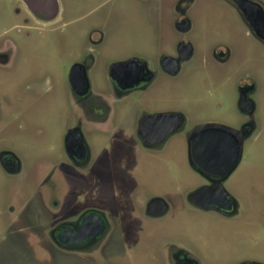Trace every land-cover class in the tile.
<instances>
[{"label":"flooded vegetation","instance_id":"obj_1","mask_svg":"<svg viewBox=\"0 0 264 264\" xmlns=\"http://www.w3.org/2000/svg\"><path fill=\"white\" fill-rule=\"evenodd\" d=\"M21 1L34 18V24H55L61 12L60 0H34L32 8ZM196 1L114 0L120 11L143 6L148 21L160 30L162 26H172L177 36L151 42L155 50L151 54L109 61L103 70L105 85L97 80V67L100 49L106 43L107 27L94 25L87 45L68 47L78 49L75 53L78 58L64 67V85L74 98L72 116L75 121L65 130L63 149L80 179L88 183L96 182L97 176L101 179L103 171L98 172L95 164L90 136L120 134L117 115L127 101L139 104L135 133L143 146L160 148L191 117L177 106H160L159 101L165 99L168 90L175 91L174 99H181L189 80L202 79L207 72L214 90V114L194 117H208L199 120V124L212 123L216 130H228L224 134L229 144L225 149L227 163L203 166L190 162V168L201 180L190 188L185 200L202 213L230 221L244 220L249 230H212L197 235L196 230L185 232L176 225L170 199L156 189L149 191L152 194L148 197H140L144 209L131 221V227L118 229L119 222L126 216L110 210L99 200L92 203L86 197H82L83 203L77 206L79 198L70 197L76 184L66 177L57 178L55 164L41 171L38 181L39 200L50 214L42 228L48 232L51 246L67 254H81L94 264H264V191L263 195L255 193L248 198L230 185L244 162L246 145L264 135L261 116L264 0H213L216 13L227 12L230 16L229 28L215 27V21L210 22L215 34L204 51L201 43L190 36L199 27ZM96 33L101 36L96 38ZM15 46L8 38L0 43V72L12 81L15 101L40 85L55 84L54 74L50 79L48 75L38 78L34 71L23 76L16 63ZM200 71L203 72L198 73ZM201 108L207 110L196 105V114L203 111ZM233 111L235 119H230ZM166 132L160 142L146 140L158 139ZM215 134L220 133L215 131ZM233 141L242 147H232ZM9 146L0 148L1 164L10 173H22V159L14 144ZM211 152L214 154L216 150ZM257 168L263 172L264 165L258 164ZM130 189L128 196L134 201L129 195ZM33 202L25 199L12 203L10 219L0 229V233L8 234L27 232V264H34V223L26 220L28 214L22 210ZM22 219L25 226L16 228Z\"/></svg>","mask_w":264,"mask_h":264},{"label":"rangeland","instance_id":"obj_2","mask_svg":"<svg viewBox=\"0 0 264 264\" xmlns=\"http://www.w3.org/2000/svg\"><path fill=\"white\" fill-rule=\"evenodd\" d=\"M60 7L55 24H34V18L23 1L0 0V43L7 38L13 40L16 63L23 76L34 71L38 78L48 75L50 79L54 74L55 83L24 92L15 101L12 81L0 72V148L10 147L9 144L13 143L23 162L22 173L14 174L8 172L0 160V229L10 219L12 203L29 199L34 202L22 211L28 214L26 220L34 223V264H94L81 254H67L51 246L48 232L42 228L50 214L39 200L38 181L41 171L56 164L55 176L59 179L66 177L76 184L70 197L79 198L77 206L83 203L82 197H86L92 203L99 200L110 210L126 216L119 222L118 229L131 227V221L139 217L144 209L140 197H148L156 189V192L159 190L160 194L170 199L176 225L185 232L196 230L197 235L212 230H249L244 220L230 221L215 214L202 213L185 200L190 188L201 180L190 168L187 133L199 124V120L208 118H195V115L214 114V90L207 72L202 79L193 77L189 80V85L182 90L181 99H174L175 91L168 90L165 99L159 101L158 105L177 106L191 117L160 148L143 146L135 133L139 104L127 101L117 115V131L120 134L111 137L90 136L95 164L98 165V172L103 171L101 179L97 176L94 183L80 179L63 149L65 130L68 124L75 121V116H72L74 98L64 85V67L78 58V54H75L78 49L74 51L68 47L87 45L89 31L94 25L107 27L106 43L100 49L97 67V80L105 85L103 70L109 61L151 54L155 51L151 42L175 38L177 31L172 26L158 29L157 25L147 20L143 6L136 5L120 11L114 5V0H60ZM195 12L199 27L190 36L201 43L204 51L215 34V27L229 28L227 20L230 16L227 12L216 13L213 0H197ZM106 19L110 21L107 23ZM213 21L215 27L210 24ZM100 36L99 33L95 34L96 38ZM196 105L207 110L201 108L203 111L196 114ZM230 116V119H235L234 111ZM261 116L264 118V95ZM5 139L6 144H3ZM258 164L264 165L263 134L246 145L244 162L230 184L248 198L255 193L263 195L264 170L260 171ZM128 189L134 201L129 198ZM25 224L22 219L15 227L21 228ZM26 236L27 232L0 233V264H27ZM122 259L126 262L125 258Z\"/></svg>","mask_w":264,"mask_h":264},{"label":"water","instance_id":"obj_3","mask_svg":"<svg viewBox=\"0 0 264 264\" xmlns=\"http://www.w3.org/2000/svg\"><path fill=\"white\" fill-rule=\"evenodd\" d=\"M31 8L34 0H24ZM175 126V125H174ZM215 124L202 123L196 125L187 135L188 156L191 163L203 166L210 164L227 163L225 160V149L229 146L225 132L228 130L215 129ZM218 131L220 134H215ZM222 133V134H221ZM167 132L158 139H146L148 141L160 142ZM234 142V141H233ZM232 147L241 148L242 144L232 143ZM215 149L216 153L211 150Z\"/></svg>","mask_w":264,"mask_h":264}]
</instances>
